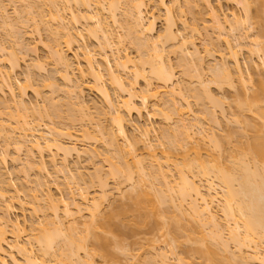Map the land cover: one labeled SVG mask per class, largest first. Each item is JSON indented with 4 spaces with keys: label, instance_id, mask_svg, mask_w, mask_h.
<instances>
[{
    "label": "bare ground",
    "instance_id": "obj_1",
    "mask_svg": "<svg viewBox=\"0 0 264 264\" xmlns=\"http://www.w3.org/2000/svg\"><path fill=\"white\" fill-rule=\"evenodd\" d=\"M11 1L12 0L8 2ZM19 1L21 2V0ZM22 1L23 3L25 1L24 5H30L31 2L33 3H31V7H28L29 5L26 6L29 8H27V14L29 16L33 15V17L30 18L32 22L38 19L41 24L39 22H36V24L39 23V26L42 25V23L46 26H51V28L49 27L48 29L50 34H52V40H55V44L53 47L51 46L48 48L51 53L49 57H52V61H55H53L54 64L57 68L59 67L57 71L59 75H61L62 80H65L66 87L64 89H59L55 84L47 81V83H44L46 85L52 84L53 87L58 88V90L53 88L56 92L52 89V93H55V98L57 92L63 90L62 97L65 94L69 102L65 100V97L62 99L61 96L59 97L61 101L64 100V102L68 103L60 102V100L53 102L55 98L53 99L54 95L51 94V96H53H50L51 100L44 101H47V106L53 109V113H50L49 110L45 112L47 111V109L45 110L47 107L45 106L46 104L40 106V108L36 106L37 104L32 105L31 102H29L30 104L25 102L23 99L25 97L24 94L27 93V88H33L30 85V81L28 80L29 82L27 83H29V85L26 83L27 85L25 84V87V85L14 84L11 77V74L15 73L21 66L19 64V57L17 56L19 53L17 54V52L13 51V48L15 47L17 49L19 45L22 48L19 46L18 48L23 49L24 47L26 50L25 47L27 45L23 46L24 43L22 42L23 35H19L20 39L17 40V42L21 40L22 44L19 41L20 44L19 42H15V45H10L11 42H9V46H6V44L2 43L0 40V80L8 89L11 95L10 97L12 98V101L9 100V102L13 105L12 107L7 105L8 107H5V109L8 108L10 110L14 108L12 109L14 112L12 110H10L12 113L9 111L10 115L8 112L7 119L0 114L1 142L5 144L6 149L14 147L18 155L19 152L23 150L27 151V162L23 165L24 167L22 169V171L25 169L26 172H24L26 176L31 172L28 170L38 171L41 175L42 173L44 175L47 174L46 162L43 159L37 161L34 158V151L42 153L44 149H50V152L54 149L63 154L64 159L61 163V169L57 167L58 163L54 157L52 158L51 165L53 168L57 167L56 169L54 168V171H57L56 173H63L66 178L72 181V184L79 187L82 186V182L85 184L84 180H86V175L84 176V173L79 170L75 173L68 165V158L76 155L79 158L88 156V159L92 161L99 159L102 154L95 148L93 150H87L85 148L83 149L81 146L83 144L80 145L83 139L89 141L97 134L99 137L95 138L96 140L98 139L95 143L98 144L101 138L102 144H105L103 148H105L107 152L105 161L108 163V171H104L105 169L101 165L96 166L95 169L98 168L96 171L94 170L95 173L93 172L92 175L98 181L99 190L92 197H90L88 192L83 190L84 192H81L79 195V198H81L80 202L76 201L75 197H72L73 203H69L64 199L55 198L51 194L49 182L44 179V176H42L43 180H40L42 178H38L39 180L36 179L37 182L35 183L37 187L35 185L34 193L29 192V195L32 193L29 197L33 206H35L33 210L38 218L30 229L31 233L27 234L26 228L22 227L18 220H13L9 215L11 209L14 207L11 199L15 196L9 198L8 194L13 191V195H17L18 191L13 189L14 185L12 182H7L5 180V173H2L1 170L6 162V157L0 158V264H98L96 263V258L102 259V264H118L117 262L115 263L114 259L118 252L132 257L130 249L123 243V237L128 234L132 237H136L148 229H151V233L161 232V237L166 239L165 244L167 246L165 245L166 251L165 247L162 249V252L161 250H157L158 245L156 242L159 238H152L149 241V246L152 247V252H154H150V259L148 258L150 262L148 263L149 260H146L147 264H194L195 262H193V259L196 257L204 261L202 264H264V80H262L259 88L255 90L256 92L254 91V95L251 97L248 96L247 98L248 84L253 81V76L242 69L243 67L240 65L237 50L234 48L233 44H231L232 42L229 41V39H225L227 51H229L228 53L233 59L232 66L230 63H227L228 61L226 59L224 62L221 60V64L217 63V66L209 69L211 71L212 68H214V75L212 76L214 79L212 82L210 81V84H214L213 86L216 89L220 91H223L225 88H230L231 90L233 88L234 91L238 89V92L245 95V99H241V101L238 102L236 113H234V115L232 114V117L227 115L228 118L225 115L226 111L221 109L223 104L220 106V103L223 102H220L219 98H215L216 94L214 95L213 92H211L212 90H209V85L205 84L206 81L202 79L205 75L203 71H206L204 69L207 67L204 68L206 65L203 66L202 55L199 54V49L195 44L194 35L196 34L195 31H197L196 27L192 28L194 37H192V35L190 36L192 39L194 38V40L187 35H183L179 28H177L178 19L174 14V9L178 7L177 4H179V0H155L156 5L163 13V29L160 33H157V35H155L154 32L158 17H155V14L150 15V18L147 16L149 15L147 0H93L94 2L92 0ZM235 1L242 7L243 15L232 12L230 14L231 20H229L227 16L222 18L219 10L213 6L209 0H203L202 2H204V6L211 20L217 24V29L220 33H222L228 25H230V28L233 30L236 28V31L237 29L244 28L239 32L238 39L242 38L239 41V44L242 43L240 47L249 48L248 53L250 56H256V54L260 53V55H257L260 62L256 63L251 59V62L248 61L247 67L255 70L259 67L264 68V45L263 41L262 44H260L261 41L260 43L258 42L260 34L259 36L257 35L258 40H255L252 39V35L250 36L248 32H245L255 26L260 27V24L263 25L260 27L263 32L264 22H262L261 19L264 18V0H255L254 2L252 0ZM257 1L262 2L257 3ZM4 2V0H0V29H6L7 32H3L5 34L7 33V35L9 33L15 34V39L11 40L8 38L10 41H15L16 35L19 34V24L22 25L24 23L26 25L27 23L25 22L27 20L29 21V18L26 20L20 15L26 21L22 20V18L20 19L18 16L19 19H17L19 21H17L19 24L16 21V23H13V19H10L11 16L7 13L9 10L7 4ZM40 2L44 3H41L39 7ZM45 2L48 3V6L50 5L49 8H51V12L48 10L49 13L46 12L48 6H46L47 3ZM121 2L123 6L125 4V10L123 6V8L120 7L122 8V12L124 10L122 14L125 16V21L123 20L122 22L118 20V18L120 19V13L118 12ZM34 3L39 5L35 6ZM92 4L96 5V8L98 7L99 12L96 8V13L93 11L94 8ZM258 4L260 6H258ZM43 5L44 8L46 6V11L43 10L42 12V10H39L36 12V8L44 9L42 7ZM73 5H77V7L79 5V7L84 8V13L80 14L79 12L81 11H79V15H76L77 13L73 10ZM256 6L257 8L259 7V9L256 8V10H258L257 12L254 10L255 14L257 13V18L252 15V12H254L253 8ZM15 7L14 12H16V16L24 12H20L18 8L16 9ZM32 10H35V13L38 14H32ZM17 11H19V14H17ZM44 11L46 14L48 13V15H46ZM101 11H105L103 13L107 12L109 19L103 17ZM28 15L27 17H29ZM45 15L47 17L49 16V19H47ZM37 16H39L40 19L37 18ZM67 16L72 17V24L66 21ZM80 19L85 22L83 24L90 27V29L86 31V35L88 34L87 37L89 36L90 39L91 36L93 40L96 39L95 41L100 42V45L107 49L103 64H105L104 66L111 85H114V90H117V93L119 92V94L123 96L122 99L112 98L110 92L104 86L105 84L102 83L103 75L101 73V68L97 69L95 62L87 58L86 70L78 69V71L82 79L87 76L92 80V85L89 86V88L102 97L105 103L106 111L103 110V112H100L97 110L98 114L95 113L97 116L90 111L91 109L87 107L88 105L83 100L85 82L75 80L76 68L73 67V63L67 57L65 50L63 51V49L60 48L61 44L64 43L68 48L67 50L74 49V46L84 37L82 30L79 28L75 29L71 26L74 24L73 26L76 27L77 24H82ZM253 19L255 21H252ZM74 20L77 23H75ZM107 20H109V23H112L110 24L112 26H119L120 22H124V27H120L123 28L122 30H124L126 34L123 38H129L128 40L130 43L136 47V50L138 49V54L141 55H138L137 60L133 59L130 54L123 55L121 48L115 46L117 44L116 41L121 45L124 39L122 36L121 39H117L114 31L110 29L112 26H109ZM180 20L183 23V28L186 29L187 23L182 19ZM54 26L56 27L54 28ZM17 27H19V29H17ZM37 28L35 27V30L40 29L38 26ZM16 29L18 31H15ZM11 34H9V36ZM20 34L22 33L20 32ZM6 39H4V42ZM60 41H63V43L60 44ZM12 45L14 46L13 48L10 47ZM207 50H209V48ZM108 52H111L115 57L116 69L110 64ZM169 52H179L180 59L187 60L185 66V61L182 62L183 60H181V65L184 67L187 65L189 66V59H191V63L193 64L191 57L195 59L196 64L192 65L190 63V66L193 67L191 68L189 66L188 69H194L193 71L197 74V76L195 75L196 77L193 75L196 82L198 77L201 79L198 78V85L193 83L194 86L193 84L191 86V84L188 83L190 86L186 84L185 87L175 88V66L172 65V60L168 58V55H171ZM6 61L7 63L5 64ZM136 61H138V63H136ZM44 62H37L36 66L38 67V72L39 69H43L44 64L41 63ZM196 65L197 67H195ZM33 66V69L36 70L37 67L34 64L31 68ZM45 66L46 65H44V67ZM196 68H198L200 72ZM121 69L125 73L132 74L130 77V79L132 78L131 82H126L123 79V76L120 74L121 72L119 73ZM189 72L190 71H187L186 73L188 74ZM139 80H143V82L145 81L144 83H146L144 87V96L140 93L142 97L138 96L136 90V85ZM153 82H157V84L162 87L170 88L172 86V89L171 91H167L164 97L162 96L163 98H160L162 93L154 88ZM15 86H18L17 88L20 89V98L17 97ZM24 87L27 89L26 93ZM35 90L33 91L38 94L39 92H37V89ZM60 91L58 93H61ZM183 91L186 93L185 95ZM186 95L191 98L193 97L192 99L195 98L194 100L198 103L201 101L202 104H209V108L205 107L204 110H201L204 116H201L199 119H207L205 121H209L210 123L212 121L213 125L217 126L220 120H218L219 122L217 121L216 108L218 109L219 107V109L222 110V112H219L224 115L222 116L225 117L228 122L233 123V125H236L237 128L239 127L240 130L245 127V131H249L247 126H252L255 128V131L253 128L251 131L256 133L252 135L253 137L251 139H249V137L248 139L246 138L244 140L246 142L239 139L242 146L237 148L238 145L235 144L237 146L234 145L235 147L232 148L233 150L231 149L232 151L237 149V153L234 152V154L230 150L228 151L229 153L226 152L228 148L226 147L227 150H225L224 147L227 143L228 145L229 143L233 144L229 139H232L233 136L231 137V135L235 132L232 131L233 133H231V135H226L224 139L223 137L221 138L220 134L214 135L216 131L211 130L212 132L214 131L212 133L210 129H205L204 124L198 118L193 120H190V118L189 120L192 122L194 121V123L190 122L186 116L188 112H184L183 109V107H185L187 111L191 110L189 97L187 98ZM138 97H140V99ZM151 97H155L161 102H159L161 105L169 109L166 108L167 113L163 110L164 107H162V109H156L157 111L160 110L159 113L165 112V114L164 112L161 114L165 115V120H168L170 123L171 120H173V117H171L173 115L171 114L170 116V114H168L169 111L175 115H179L180 118L176 120V123H173L175 120L172 121L174 127L170 125V128H166L167 130L165 129V132H163L168 143L166 150L162 151L160 156L157 152H153L152 154L149 153L151 155L148 157L151 156L153 160L146 156L147 162L148 160H152L151 162L149 161L150 163H147L145 161V156L137 153L138 149L137 147L135 148L137 144L129 139L126 126L128 117L136 115L138 120L142 119L144 114H146L148 118L150 116L152 117L151 113L148 111V104ZM178 99H181V101ZM58 101L59 104L57 105L56 103H58ZM176 101H178V103H184L185 101V104L179 105ZM60 103H62L63 106L64 104L70 105H68L70 111H68V113L70 115L72 114V116L73 113L71 112H74L75 109H79L76 111L80 115H83H81L82 120L86 119L85 121L87 123H91V125L88 126L92 127V134L93 132L96 134L92 135L89 127H87V129L84 127L85 130L83 131L82 129L81 135L76 134L71 127V129L67 126L52 128L39 123L45 119L39 121L38 119L42 117L58 114L57 107L62 106ZM207 104L205 105L208 106ZM212 105L213 108L211 107ZM159 108H161V106ZM248 114L252 116L249 117ZM101 115H108L111 128H108L109 125L105 126L100 123L99 119ZM31 116L37 117H35V120L34 118L32 119L34 121H31ZM247 116L250 119L253 117L255 122H251ZM196 120L198 123L195 122ZM94 121H96V125H94L95 129L92 125L95 124ZM201 123L203 126H200ZM254 123L255 126H253ZM241 127L243 128L241 129ZM196 129H198V132ZM89 130L90 132H88ZM144 134L145 137H147L149 135V130L145 129ZM196 135L197 139L195 140L194 136ZM243 135V137L238 138L244 139V137L247 136L246 134ZM79 137L83 139L81 140ZM217 138L223 139L222 143L221 139L218 140ZM226 138H229L228 141ZM79 139L81 142H79ZM95 139L91 141H95ZM120 141H122L121 143L123 146L120 144ZM223 141H225V143H223ZM123 142L125 144H123ZM145 146L149 147L150 144L146 143ZM203 147H205V153L202 152ZM231 152L232 154H230ZM225 153L226 155L228 153V157H225ZM18 155V159H16V157L14 161L18 162L21 160ZM140 156H144V158ZM132 169L135 170L136 173L135 171L132 173ZM92 175L91 177L89 176L90 179ZM133 175L137 179H134ZM148 177L150 179L152 178V183L148 182L150 181ZM110 178H112V180L116 179V181L117 179H125V183H131L130 189H132H129V193L126 191L123 193L122 189L120 191V184V188L117 185L115 186L116 188L113 186L111 190L109 185ZM93 179L94 178H92L91 181H93ZM135 180H138V182L136 183ZM155 182L157 184H155ZM78 189L80 190V187ZM116 190L119 191L118 193L120 195L117 197V200L122 202V200H127L128 198L130 203L133 200L134 203L132 202L133 204L129 205L132 206L127 207V209L123 205L124 207L120 206L123 210H114L115 212L111 211L105 215L102 210L103 203L108 202L110 196L114 195L112 192ZM123 196L125 199H121L124 198ZM129 198H131V200ZM111 200L112 198L109 202ZM41 201L44 203L43 206H40ZM40 207H42L43 211ZM128 209L131 211H126ZM40 211L43 213L45 211V214H42ZM46 212L48 215H46ZM38 213L45 216L40 219L39 215L37 216ZM84 213L88 215H84ZM69 219L70 222L68 221V224L65 220ZM7 228L10 229V237L7 236ZM152 230L154 232H152ZM231 243L234 244V251L230 249L232 246H230ZM188 245H192L187 251L189 257L183 258L181 256V258L177 256L176 260H173L176 261L175 263L170 260L171 257L168 255L172 254L171 256L175 259L176 248H183ZM34 248H37V250ZM161 248L159 247L158 249ZM8 250H10V253H8ZM151 255L154 258L151 257Z\"/></svg>",
    "mask_w": 264,
    "mask_h": 264
},
{
    "label": "rangeland",
    "instance_id": "obj_2",
    "mask_svg": "<svg viewBox=\"0 0 264 264\" xmlns=\"http://www.w3.org/2000/svg\"><path fill=\"white\" fill-rule=\"evenodd\" d=\"M5 2V4H7V7H8V15H10L11 16V18L10 19H13V23H16V22H18L19 20V18L21 19L22 17L21 16H23V18H25L26 20H27V18H29V21L27 20H24L23 18H22V20H24V21H26L25 23H27L26 25L23 23L22 25L21 24H19V22H18V24L20 25H18L19 27H20V29H19V27H17V29H19V31L16 29L15 31H18L19 32V34L17 33V32H15V33H17L18 35H16L17 37H16V40L15 41H10V39L11 40H13V39H15V37H14V35L13 34H11V33H9V34H11L10 36H9V34L7 35V33L5 34L4 32H7V30L5 29H3V28H1L0 29V40H1V42L2 43H4V44H6V46H9V42H11L10 43V45L11 44H13V45H15V42H17V40L18 39H20L19 38V35H23V38H22V42L24 43L23 44V46H25V45H27L25 48H26V50H28V51H26L25 49H24V47H23V49H20V48H22L21 46H19L18 44V46L20 47V48H18V46H17V49L12 45V46H10L11 48H13V51H15V52H17V54L19 53V55H17L18 57H19V64L21 65L17 70H16V72L15 73H12L11 74V77H12V81L14 82V84H18V85H25L27 82H29L30 81V85H31V87H33V88H25L26 87V85L28 84L29 85V83H27L26 85H25V93H26V90H27V93L26 94H24V101L25 102H31V104L32 105H35V104H37L36 106H44L45 104V106H47V101L45 102L44 100H51V97H53V96H51V94H55L54 92L52 93V89L53 88H56V87H53L52 86V84H55L56 86H58L59 87V89H64L66 86V83H65V80L63 81L62 80V78H61V75H59V73H58V71H57V69H59V67L57 68V66L54 64V62L52 61V57L50 58L49 56V54H51L50 53V51H49V47H53L54 46V42H55V40L53 41L52 40V34H50V31H49V27L51 28V26H46V25H44L43 23H42V25H40L39 26V23L41 24V22H39L38 21V19L37 18H39L40 19V17L39 16H37V21L36 20H34V22H32V20L30 19L31 17H33V15H31V16H29L28 14H27V8L28 7H31L32 5H31V3H30V1H29V3H30V5L28 6L27 4L26 5H24L25 4V1H24V3H23V1L21 0V2L19 1V0H12L11 2H8V1H10V0H4ZM33 1V0H32ZM39 1H43V0H39ZM93 1V0H92ZM203 0H179L178 2H179V4H177L178 5V7H176V9H174V14H175V16H177V19H178V24H177V28H179V30L181 31V33L183 34V35H187L188 37H190L191 35H192V37H194L195 36V41H196V45H197V47H198V49H199V54H201L202 55V60L204 61H202V63H203V66H205L204 68H206V69H204V70H206V71H203L204 72V76H203V80H205L206 82H205V84H208L209 85V90H212L211 92H213V94L215 95V98L217 97V99L219 98V101L220 102H223V103H220L221 105L220 106H222V104H223V106H222V108L221 109H224V111H226L225 112V115L227 116H229V117H232V114L234 115V113H236V111H237V105H238V102H240L241 101V99L242 100H244L245 99V95H243V94H241L240 92H238L237 90L238 89H235L236 91H234L233 90V88H232V90L229 88V89H224L223 91H220V90H218V89H216L212 84H210V81L212 82L213 81V69L214 68H212V70L210 71L209 69L211 68V67H214V66H217L216 64L218 63V64H221V60H222V62H224V60H226L227 59V63L229 64L230 63V65L232 66V61H233V59L230 57V55H229V51H227V47H226V43H225V39H229V41H231L232 43L231 44H233V46H234V48L237 50V54H238V59H239V61H240V65H242V69H244L245 70V72L246 73H248V74H251L252 76H253V81L252 82H250L248 85H249V87H248V90H247V98H248V96H253L254 95V91L255 90H257L258 88H259V86H260V84L262 83V80H264V68H262V67H259V68H257V70H255V69H250L249 67H247V63H248V61H250L251 59H253L252 61H254V62H256V63H259L260 61H259V58L257 57V55H260V53L259 54H256V56L254 55H249V53H248V50H249V48L247 49V47H240V45L242 44L241 42V44H239V41L242 39H238L239 38V32L242 30V29H244V28H242V29H237V31L234 29H231L230 28V25H228V26H226L225 27V29H224V31L222 32V33H220V31L217 29V24L216 23H214L213 22V20H211V18H210V16L208 15V12H207V9L205 8V6H204V2H202ZM210 2H211V4L213 5V6H215L218 10H219V13H220V15L222 16V18L223 17H225V16H227L228 17V19L229 20H231V16H230V14L232 13V12H236L237 14H240V15H243V9H241L242 7H240L239 6V4L236 2H234L233 0H209ZM251 1V0H250ZM253 2L255 1V0H252ZM26 2H28V1H26ZM48 2V1H47ZM47 2H45V3H47ZM94 2V1H93ZM261 3L262 1H257V3ZM13 3V4H12ZM41 3H44V2H40V5L39 4H35L34 3V5L36 6H38L39 5V7L41 6ZM124 3V2H123ZM147 3H148V13H149V15H147V16H149V18H150V15H152V14H155L154 16L156 17H158V19H157V21H156V26H155V32H154V34L155 35H157V33H160V31L163 29V13H162V10L156 5V1L155 0H147ZM252 3V2H251ZM33 4V3H32ZM94 4V3H93ZM92 4V5H93ZM255 5H257L256 3H254ZM9 5V6H8ZM16 6V7H15ZM26 6H28V7H26ZM46 6H48V3H47V5ZM46 6H45V8H44V5L42 6L44 9H40V8H36V12L37 11H39V10H42V12H43V10H45L46 11ZM74 7V11H76L75 13H77L76 15H79V13L81 14V13H84V8H82V7H79V5H78V7H77V5H73ZM96 5H93V8H94V12H95V7ZM123 6V4H122V2L120 3V6H119V8L120 7H122ZM254 6V5H253ZM258 6H260L259 4H258ZM263 6V5H262ZM14 7L17 9L18 8V10L20 11V12H23V13H21V14H19V11H17L18 13L17 14H19V15H15V13L16 12H14ZM34 7V6H33ZM41 7V8H42ZM50 7V5L48 6V9H47V11L46 12H48L49 13V11L48 10H50V12H51V8H49ZM124 10H125V4H124ZM122 7V8H123ZM92 8V9H93ZM122 8H120L119 9V12L118 13H120V19L118 18V20H121V22L124 20L125 21V16L122 14L123 12H124V10H123V12H122ZM256 8H257V6L255 7V8H253V11L255 10L256 12L258 11V10H256ZM263 8V7H262ZM15 9V10H16ZM29 9V8H28ZM33 9V8H32ZM92 9H91V11H92ZM257 9H259V7L257 8ZM96 10L99 12V10H98V7L96 8ZM261 10V9H260ZM44 11V13L46 14V12ZM79 11H81V12H79ZM93 11H92V13H93ZM121 11V12H120ZM255 11L254 12H252L253 14V17H256L257 15V13L255 14ZM34 12V13H33ZM79 12V13H78ZM103 12H105V11H101V13H102V16L103 17H107L108 18V13L106 12V13H103ZM48 13L46 14V15H48ZM96 13V12H95ZM32 14H38V13H35V10L33 11L32 10ZM21 15V16H20ZM27 15L29 16V17H27ZM45 15V16H46ZM100 15V14H99ZM105 15H107V16H105ZM161 15V16H160ZM262 15V14H261ZM9 16V17H10ZM18 16H19V18H18ZM101 16V15H100ZM118 16V17H119ZM160 16V17H159ZM259 16H260V14H259ZM263 16V15H262ZM34 17H36V16H34ZM49 17V16H48ZM47 16H46V18L47 19H49ZM264 17V16H263ZM263 17H261V18H263ZM18 18V19H17ZM257 18V17H256ZM72 17L71 16H67V22L68 23H70V24H72ZM109 19V18H108ZM180 19H182V20H184L186 23H187V28L186 29H184L183 28V23L181 22V20ZM18 20V21H17ZM31 20V21H30ZM46 20V19H45ZM262 20V22H264V18L263 19H261ZM16 21V22H15ZM21 21V20H20ZM48 21V20H47ZM75 21V20H74ZM80 21H81V19H80ZM108 21V23H109V20H107ZM112 21V20H111ZM252 21H255L254 19L252 20ZM36 22H39V23H37L36 24ZM53 23H55L54 21H52ZM51 22V23H52ZM78 22H79V19H78ZM119 23L120 25H123V26H118V25H116V26H112V25H110V24H112V23H109V26H112V27H110V29L112 30V31H114V33H115V35H116V37H117V39L118 38H120L121 39V36H122V38L123 37H125V31L124 30H122L123 28H120V27H124V22L123 23ZM261 22V23H262ZM52 23V24H53ZM74 23V22H73ZM75 23H77L76 21H75ZM81 23L82 24H77V25H79V26H77L76 24V27L75 26H73V25H71L72 27H74L75 29H80V30H82L83 31V35H84V37L81 39V40H79V43H77L75 46H74V49H71V50H67L68 48L65 46V44L63 43V41H60V44L61 43H63V44H61V46H60V48H62L63 49V51L65 50V52H66V55H67V57L72 61V63H73V67L74 68H76V76H75V80L76 81H84L85 82V84H84V96H83V100H84V102L88 105H86L87 107H89L91 110V112L92 113H94V115H95V113L96 114H98L97 112L98 111H102L103 112V110L104 111H106V107H105V103L103 102V100H102V97H100L95 91H93V90H91L90 88H89V86H91L92 85V80L89 78V77H87V76H85L83 79L81 78V76H80V74H79V71H78V69H83V70H86V68H87V66H86V63H87V58H90V59H92L94 62H95V65H96V67H97V69H100L101 68V73H102V75H103V81H102V83H104L103 85L106 87V89L110 92V94H111V96H112V98H114V99H122L123 98V96L122 95H120L119 94V92L117 93V90H114V85L112 86L111 85V82H110V80H109V76H108V74H107V71H106V69H105V64H103L104 62H103V59L105 58V55H106V52H107V49L106 48H104L102 45H100V42H98V41H95V40H93V38L90 36V39H89V36L87 37V35H86V31L87 30H89L90 29V27L88 26V25H85V24H83V23H85V22H83V21H81ZM56 24V23H55ZM55 24H53V25H55ZM87 24V23H86ZM17 25V24H16ZM38 27H40V29L39 30H35V27L37 28V26ZM82 25V26H81ZM263 25H261L260 24V27H262ZM53 27V26H52ZM56 26H54V28H55ZM89 27V28H88ZM119 27V28H118ZM193 27H196V29H197V31H195L196 32V34L194 35V33H192V28ZM259 26H255V27H253L252 29H250V30H247V31H245V32H248V34L251 36L252 35V39H257V37L259 36V34H260V36L258 37V39H259V43H260V41H261V43L260 44H262V41H263V45H264V30H263V32H262V28H260ZM126 28V27H125ZM124 28V29H125ZM232 28H234V27H232ZM264 28V27H263ZM38 29V28H37ZM195 29V28H194ZM4 31V32H3ZM244 31V30H243ZM20 32L22 33V34H20ZM127 32V31H126ZM259 32H261L262 33V35H261V33H259ZM88 33V32H87ZM12 35H13V37H12ZM194 35V36H193ZM258 35V36H257ZM6 36H7V39H6ZM9 36V37H8ZM126 37H128V36H126ZM8 38H10V39H8ZM54 38V37H53ZM92 38V39H91ZM191 38V37H190ZM4 39H6V41L4 42ZM124 39V38H123ZM129 38H125L124 39V41L123 42H121V45H119V43L116 41V47L118 48V47H120L121 48V50H122V54L124 55V54H130L131 56H132V58L133 59H138V55H141V54H138V49L136 50V47H134V45L133 44H131L130 43V41L128 40ZM192 39V38H191ZM238 39V40H237ZM257 39V40H258ZM192 40H194V38L192 39ZM7 41H8V43H7ZM20 42H21V40H19ZM18 41V42H19ZM122 41V40H121ZM194 41V42H195ZM238 41V42H237ZM17 42V43H18ZM20 42H19V44H20ZM22 42H21V44H22ZM134 44H136V43H134ZM238 44H239V46H238ZM137 45V44H136ZM9 47V48H10ZM29 47H31V48H33V49H31V48H29ZM209 48V50H207ZM30 49H31V51H30ZM18 50V51H17ZM21 50H23V51H21ZM11 51V50H10ZM49 51V52H48ZM140 52V51H139ZM141 53V52H140ZM169 54H171V55H168L167 57L169 58V59H171L170 61L173 63L172 65L173 66H175V68H174V70H175V74H176V84H175V88H181V87H185L186 86V84L187 85H189L188 83H190L191 84V86H192V84L194 83L195 85H198V83L197 82H199L198 80L200 79L199 77V79L197 78V82H196V79H194V76L196 75L197 76V74H195V71H193L194 69H192L191 70V68L193 67H191L190 66V63H191V59H189V58H187V59H189L188 61L190 62H188L189 63V66L191 67L190 69H188L189 68V66L187 65L186 67H184L185 66V63H186V61L185 60H183L182 58L180 59V54H179V52H175V53H171V52H169ZM264 54V53H263ZM108 55H109V61H110V64L112 65V67L114 68V69H116V66H115V57L112 55V53L111 52H108ZM201 55H199V56H201ZM52 56V55H51ZM223 56H224V58H223ZM183 57V56H182ZM192 58V61H193V64L195 65L196 64V61H195V59L193 58V57H191ZM201 58V57H200ZM40 59V60H39ZM194 59V60H193ZM232 59V60H231ZM7 60V59H6ZM181 60H183L182 62H184V66H182L181 64H182V62H181ZM44 62V63H41V64H44V65H46L45 67H44V65H43V69H44V71H43V69L41 70V69H39V72L37 71L38 70V67L36 66L37 65V62ZM195 61V62H194ZM36 62V63H35ZM251 62V61H250ZM249 62V63H250ZM7 63V61L5 62V64ZM136 63H138V61H136ZM5 64L3 63V65L5 66ZM35 65L36 67H37V69L36 70H34L33 68H34V66L31 68V66L32 65ZM39 64V63H38ZM40 64V65H41ZM192 64V63H191ZM192 64V65H193ZM39 65V66H40ZM42 66V65H41ZM195 67H197V65L195 66ZM219 67V66H218ZM45 68H46V70H45ZM188 70H187V69ZM215 68H217V67H215ZM5 69H6V67H5ZM34 71H33V70ZM197 70H198V68H196ZM41 70V71H40ZM122 70V69H121ZM121 70H119V73L121 74V76H123V79L126 81V82H128V81H130L131 82V79H130V77L132 76V74L130 75V73H125L123 70L121 71ZM208 70V71H207ZM243 70V71H244ZM187 71H190L188 74L186 73ZM199 72H200V70H198ZM197 71V72H198ZM198 74H200V73H198ZM194 75V76H193ZM203 75V74H202ZM195 76V77H196ZM205 77V78H204ZM29 80V81H28ZM201 80V79H200ZM202 80V81H203ZM49 82V83H52V84H49V85H46L44 82ZM17 82V83H16ZM19 82V83H18ZM46 82V83H47ZM145 82V81H144ZM143 82V80H139L138 81V83H137V85H136V90H137V93H138V96H140V97H142L141 95H143L144 96V94H145V89H144V87H145V85H146V83H144ZM194 84H193V86H194ZM52 87H51V86ZM184 85V86H183ZM153 86H154V88L155 89H157L158 91H160V93H162V95H160V98H163L164 97V95H165V93L167 92V91H171V87L170 88H168V87H162L161 85H159V84H157V82H153ZM190 86V85H189ZM200 86V85H199ZM18 86H15V88H16V93H17V97H19V95H20V93H19V90L20 89H18L17 88ZM23 87V86H22ZM197 88H199V87H197ZM35 89H37V92H39L38 94L37 93H35L36 92V90ZM66 89H68V88H66ZM65 89V90H66ZM116 89V88H115ZM33 90H35V92L33 91ZM54 90V89H53ZM56 90H58V88H56ZM240 90V89H239ZM55 91V90H54ZM60 91V90H59ZM58 91V92H59ZM63 91V90H62ZM62 91H60L61 93H58L57 92V94H56V98H55V95H54V97H53V102L55 101L56 102V100H60V102H63V103H68L69 101H68V99L65 97V94H64V96L62 97ZM56 92V91H55ZM256 92V91H255ZM140 93H141V95H140ZM183 93H184V95L186 94L184 91H183ZM59 94V95H58ZM11 95H10V93L8 92V89L1 83V80H0V114H2L3 115V117L5 118V119H7L8 118V116H7V114H8V112L10 111V110H12V109H14V108H11L13 105H12V103L11 102H9V100H11L12 98L10 97ZM51 96V97H50ZM61 96V98L63 99L64 97H65V100L66 101H68V102H64V100L63 101H61V98H59ZM163 96V97H162ZM48 97H50V98H48ZM140 97H138L139 99H140ZM150 97V96H149ZM186 97L188 98L189 96L188 95H186ZM5 98V99H4ZM20 98V97H19ZM193 98V97H192ZM191 97H189V103H190V105H191V110H186L185 109V107H183V109H184V112H188L187 114H186V116L188 117L187 119L189 120L190 118V120H193V119H196V118H200L201 116H204L203 114H202V111L201 110H204L205 109V107H207V108H209V104H207V103H205V104H207L208 106H206L205 104H202V102L200 101V103H198V102H196V100H194V99H192ZM74 100V99H73ZM73 100H72V102H73ZM149 100V99H148ZM179 101H181V99H178ZM12 101V100H11ZM45 102V103H44ZM74 102H75V100H74ZM160 101L158 100V99H156L155 97H151L150 98V100H149V104H148V111L151 113V115H152V117L150 118H148V116L146 115V114H144V117L142 118V119H139L138 120V118H137V116L136 115H134V116H131V117H128V123H127V126H126V130H127V133H128V136H129V139L133 142V143H136L137 145H135V148L137 147V153L139 154V155H144L145 156V161L147 162V157L149 156V155H151L153 152H157L158 154H159V156L161 155V152L162 151H164V150H166V148H167V139H165V137H164V135H163V132H165V129L166 128H170V125H172L173 126V124H172V121H174L175 120V122H173V123H176L177 121L176 120H178V118H180L179 117V115H175V114H173L171 111H169L168 112V114H170V116H171V114L173 115V116H171V117H173V120H171V123L168 121V120H165L164 119V116L165 115H161L162 113H159L160 112V110L159 111H157L156 109H162V107H164V105H161L160 103H159ZM177 102V104H179V105H182V104H185V101H184V103H181V102H179L178 103V101H176ZM183 102V101H182ZM205 102V101H204ZM11 103V104H10ZM27 103V104H28ZM34 103V104H33ZM10 104V105H9ZM30 104V103H29ZM57 105L59 104V101H58V103H56ZM159 104H160V106H161V108H159L160 106H159ZM11 106L10 108V110L8 109H5V107H8V106ZM60 105H62L63 106V104L62 103H60ZM69 105V104H68ZM68 105L66 104H64V106L62 107H57V113L58 114H56V115H51V116H45V117H42L41 119H38L39 121H41L42 119H44V120H42L41 122H39V123H41L42 125H46V126H48V127H65V126H67V127H71L72 129H73V131L76 133V134H81V132H82V129H83V131L85 130L84 129V127H86V129H87V127H89V129L91 130V134H92V131H93V129H92V127L91 126H88V125H91V123L89 124V122L87 123L84 119V121L82 120V116L76 111V110H79V109H75L74 110V108H73V110H74V112H71V113H73V116H72V114L70 115L69 113H68V111H69V109H68ZM178 105V106H179ZM205 105V106H204ZM70 106V105H69ZM74 106V105H73ZM72 106V107H73ZM159 106V107H158ZM158 107V108H157ZM212 108H213V105L211 106ZM210 107V108H211ZM224 107V108H223ZM41 108V107H40ZM60 108V109H59ZM76 108H78V107H76ZM167 107H164L163 108V110H165L166 111V113H167V109H166ZM203 108V109H202ZM47 109V111H45V112H48V110H49V112L50 113H53V109H50V107L49 106H47L46 108H45V110ZM221 109H219V107H218V109L216 108V116H217V121L218 120H220V125L219 124H217V126L216 125H213V123H212V121H211V123L209 122V121H205V120H207V119H199L203 124H204V128L205 129H210V132H212L211 130H214V131H216V133L214 134V135H218V134H220V136H221V138L223 137H225L226 135H231V133H233V132H235L234 134H232L231 135V137H232V139L230 138H228L229 140H230V142H232L233 144H230L229 143V145H228V143L226 144V146L224 147L225 148V150H227V148H228V150L226 151V152H228L229 150L230 151H232L233 149V147H235V146H237L238 145V147L237 148H239V147H241L242 145L240 144V142H239V139H241L243 142H246V141H244L246 138L248 139V137H249V139H251L253 136L252 135H254L255 133L253 132V131H251V129L253 128L252 126L251 127H248L247 126V128L249 129V131H245L246 130V128L244 127V129H242L243 127H241V129L242 130H244V131H242V130H240V128L238 127L237 128V126L236 125H233V123H231V122H228L226 119H225V117H223L224 115L223 114H221V112H222V110ZM226 109V110H225ZM42 110H43V107H42ZM70 110H71V108H70ZM98 110V111H97ZM169 110V109H168ZM13 111V110H12ZM12 111H10L11 113H12ZM218 111V112H217ZM219 111H221V112H219ZM10 112H9V115H10ZM14 112V111H13ZM44 112V113H45ZM70 112V111H69ZM104 114V113H103ZM164 114H165V112H164ZM202 114V115H201ZM223 115V116H222ZM39 116V115H38ZM95 116H97V115H95ZM102 116V115H101ZM100 116V123H102V124H104L105 126H108V128H111V124H109V123H111L110 122V118L108 117V115L107 116H105V115H103L102 117ZM185 116V115H184ZM183 116V117H184ZM220 118H219V117ZM227 116V117H228ZM248 116H249V114H248ZM248 116H247V118H248ZM252 116V115H251ZM251 116H249V117H251ZM35 117H37V116H35ZM35 117L33 116H31V121H34L35 120ZM41 117V116H40ZM228 117V118H229ZM34 118V120H32ZM39 118V117H38ZM84 118V117H83ZM167 118V117H166ZM184 118H186V117H184ZM203 118V117H202ZM219 118V119H218ZM37 119V118H36ZM97 119V118H96ZM251 122H253L254 121V119H253V117L250 119V118H248ZM30 120V119H29ZM38 120H37V122H38ZM88 120H89V118H88ZM98 120V119H97ZM99 120H98V122H99ZM189 120V121H190ZM198 120V121H199ZM102 121V122H101ZM167 121V122H166ZM247 121V120H246ZM36 122V121H35ZM36 122V123H37ZM96 121H94V123H95ZM190 122H192V121H190ZM190 122H188V123H190ZM195 122H197V120L195 121ZM219 122V121H218ZM249 122V121H248ZM255 122V121H254ZM192 123H194V121L192 122ZM198 123V122H197ZM202 123L200 124V126L202 125ZM216 124V123H215ZM251 124V123H250ZM93 125V127H94V129H95V126L94 125H96V123L95 124H92ZM219 125V126H218ZM253 125V124H252ZM171 126V127H172ZM176 126V125H175ZM203 126V125H202ZM246 126V125H245ZM253 126H255V123H254V125ZM174 127V126H173ZM70 128V129H71ZM237 128V129H236ZM145 129H148L149 130V135L147 136V137H145V134H144V130ZM172 129V128H171ZM247 129V130H248ZM90 130L88 131V132H90ZM167 130V129H166ZM253 130L255 131V128H253ZM196 131L198 132V129H196ZM213 131V132H214ZM233 131V132H232ZM238 131H240V132H238ZM196 132V133H197ZM209 132V133H210ZM212 132V133H213ZM243 132H245V133H243ZM207 133H208V131H207ZM240 133H243V134H246L247 136L246 137H244V139L243 138H238V137H243L244 135L243 134H240ZM93 134H96V133H94L93 132ZM92 134V135H93ZM211 134V133H210ZM82 135V134H81ZM81 135H79V136H81ZM83 136H84V134H83ZM94 136H96V137H94ZM93 136V139H95V138H98L99 136L96 134V135H94ZM81 140L83 139L82 137H79ZM194 138H195V140L197 139V135L196 136H194ZM220 138V139H221ZM80 139H79V142H81L80 141ZM90 139H91V136H90ZM93 139H91V140H93ZM218 139V138H217ZM220 139H218V140H220ZM225 139V138H224ZM227 139V138H226ZM228 139H227V141H228ZM89 140V139H88ZM91 140H89V141H85L84 139L82 140V142L80 143V145L81 144H83V145H81L82 147H83V149L85 148V149H87V150H90V149H96L98 152H100L101 154H102V156L99 158V159H97L96 161L94 160V161H92V160H89L88 158V156H82V157H77L76 155H73L72 157H70V158H68V165L70 166V168H72V170L75 172V173H77L76 171L77 170H79V171H81V172H83L84 173V176L86 177L85 179L86 180H84L85 181V184H84V182H82V186H79L80 187V190L78 189L79 187L78 186H76L75 184H72V181L69 179V178H66L65 176H64V174L63 173H60V172H58V173H56L57 171L55 170L54 171V168L52 167V165H51V161H52V158L54 157L56 160H57V163H58V165H57V167L58 168H60L61 169V163H62V161H63V154H61V153H59V152H57L56 150H54V149H52L51 150V152L49 151V150H45L44 149V151L42 152V153H40L39 151H34V155H35V159L38 161L39 159H43L45 162H46V166H47V174L46 175H44L43 173H42V175L41 174H39L38 173V171L36 172V171H32V170H28V171H31V172H29V175L27 174V176H26V174H25V169L22 171V169H23V165H25L26 164V162H27V151L26 150H23L22 152H19V155H18V153L16 152L17 150L14 148V147H10L9 149H6L5 148V144H3L1 141H2V139H0V158H2V157H6V162H5V164L3 165V167H2V170H1V172L2 173H5V175H4V178H5V180L7 181V182H12L13 183V185H14V188L13 189H16L17 191H18V193H17V195H13L14 194V192L12 191L11 193H9L8 194V197L10 198L11 196H15L13 199H11L12 201H13V209H11V211H10V213H9V215H10V217L13 219V220H18L19 222H20V224H21V226L22 227H25L26 228V230H27V234H29V233H31L30 232V229H31V227H32V225L34 224V223H36V221H37V218L38 217H36V213L34 212V210H33V208L35 207V206H33V203L31 202V199H30V195L32 194H30L29 195V192H33L34 191V188H35V185H36V187H37V184L35 183V182H37L36 181V179L37 180H39L38 178H42V176H44V179L46 180V181H48L49 182V187H50V192H51V194L55 197V198H59V199H64V200H66L67 202H69V203H73V198L75 197L76 199V201H79L80 202V200H81V198H79L80 196V193L81 192H88L89 194H90V197H92V196H94L95 194H96V192L99 190V187H98V181L96 180V178L95 177H93V175H92V173L94 172V170L96 171V169L98 168H96L95 169V167L96 166H102L104 169V171H108L107 169H108V163L105 161V157L107 156V152H106V149L105 148H103V145H105V144H102V141H101V138H100V143L98 142V144L97 143H95V142H97L98 141V139L96 140L95 139V141H91ZM121 140V139H120ZM222 140L223 139H221V143H222ZM232 140V141H231ZM237 140H238V142H237ZM123 141V140H122ZM122 141H120V144L122 145ZM130 141V142H131ZM131 142V143H132ZM242 142V143H243ZM146 143H148V144H150V146L149 147H146L145 146V144ZM223 143H225V141H223ZM123 144H125L124 142H123ZM235 144H237V145H235ZM102 145V146H101ZM134 145V144H133ZM191 145V144H190ZM235 145V146H234ZM123 146V145H122ZM224 146V145H223ZM105 147V146H104ZM189 147H191V146H189ZM227 147V148H226ZM232 149V150H231ZM235 149V148H234ZM16 150V151H15ZM53 151V152H52ZM205 147H203L202 148V152L203 153H205ZM237 151V149L235 150V151H232L233 153L234 152H236ZM179 152V151H178ZM232 152L230 153V154H232ZM17 153V154H16ZM149 153H151V154H149ZM229 153V152H228ZM228 153H227V155H228ZM237 153V152H236ZM235 154V153H234ZM17 155L20 157V161H14V158H16L17 157ZM226 155V153H225V157L227 156ZM144 156H140L141 158H144ZM147 156V157H146ZM4 157V158H5ZM228 157V156H227ZM149 159H152L153 160V158L150 156V157H148ZM16 159H18V157L16 158ZM130 160V159H129ZM151 160V161H152ZM36 161V162H37ZM150 160H148V162L147 163H150L149 162ZM130 163H131V161H130ZM56 167V168H57ZM55 168V169H56ZM0 169H1V165H0ZM133 170V169H132ZM25 171V172H24ZM134 171L135 170H133L132 171V173H134ZM28 173V172H27ZM95 173V172H94ZM135 173H136V171H135ZM106 174V173H105ZM91 175H92V178H94L93 179V181H91V179H90V177H91ZM135 175V174H134ZM133 175V176H134ZM137 175V174H136ZM90 176V177H89ZM138 177V176H137ZM147 178V177H146ZM149 178V177H148ZM134 179H137L135 176H134ZM150 179V178H149ZM149 179H147V180H149ZM152 179V178H151ZM151 179H150V181H148V182H151ZM40 180H43V178L42 179H40ZM110 181H109V185H110V188H111V190H112V187L114 186H117L118 185V187L120 188V184H121V188H120V191H121V189H122V191H123V193L126 191V192H128L129 193V191L132 189H130V182H128V184L127 183H125V179H117V181H116V179H114V180H112V178H110L109 179ZM146 180V181H147ZM139 181H140V179H139ZM153 181V180H152ZM118 182V183H117ZM120 182V183H119ZM135 182L137 183L138 182V180L136 181L135 180ZM152 183V182H151ZM80 184V183H79ZM146 184H147V182H146ZM155 184H157L156 182H155ZM81 185V184H80ZM129 186V187H128ZM131 187H132V185H131ZM116 188V187H115ZM130 189V190H129ZM84 190V191H83ZM128 190V191H127ZM35 192V191H34ZM33 192V193H34ZM112 192V191H111ZM119 191L118 190H116V191H113L112 193L114 194H112L113 196H110V198H109V200L112 198V200L109 202V200H108V202H105V203H103V206H102V210L104 211V214L105 215H107V213H109V212H111V211H113V212H115L114 210H117V211H119V210H123L121 207H124L125 206V208L127 209V207H131V206H129L130 204H133L134 203V200H133V198H132V202L130 203V201H128V198H127V200H122V202L121 201H119V200H117V197H119L120 195H119V193H118ZM118 193V194H117ZM121 194V193H120ZM135 194V193H134ZM128 195V194H127ZM126 196V195H125ZM73 197V198H72ZM121 197H122V194H121ZM124 197V196H123ZM118 199H120V198H118ZM121 199H125V197L124 198H121ZM130 200H131V198H129ZM1 202V201H0ZM41 203H42V205H41ZM43 201H41L40 202V206H43ZM124 205V206H123ZM127 205V206H126ZM121 206V207H120ZM121 208V209H120ZM133 208V207H132ZM131 208V209H132ZM40 209L42 210V207H40ZM119 209V210H118ZM125 210V209H124ZM43 211V210H42ZM42 211H40V212H42ZM126 211H129V209L128 210H126ZM131 211V210H130ZM129 211V212H130ZM42 214H45V211H44V213L42 212ZM39 215V218L40 219H42L45 215H41V213H38L37 214V216ZM46 215H48V213L46 212ZM84 215H88L87 213H84ZM220 215H221V212H220ZM85 218H86V216H85ZM65 221H69L70 222V219L69 220H65ZM66 222V223H67ZM69 222H68V224H69ZM67 224V225H68ZM150 230L151 229H148V230H145V232L143 233L142 232V234L141 235H139V236H136V237H132L131 235H129L128 233V235H126V236H124L123 237V243L130 249V253L132 254V257H130V256H126V255H124V254H122V253H120V252H118L117 253V256H116V258L114 257V259H115V263L117 262L118 264H147L146 263V260L148 261L150 258H149V256H150V252H152V247H150L149 246V241L152 239V238H154V237H156V238H159L158 240H157V242H156V244L158 245L157 247L159 248H161V249H158L157 248V250H161V252L163 251L162 249L165 247V238H163V237H161V232H154L153 230H152V232H154V233H151L150 232ZM6 232H7V236L8 237H10L11 236V232H10V229H8L7 228V230H6ZM124 234V233H123ZM122 236V235H121ZM122 238V237H121ZM232 245V246H231ZM234 244H230V249L231 250H235L234 249V246H233ZM167 246V245H166ZM190 246H192V245H188V246H185V247H183V248H176V250H175V252L178 254H176L175 253V259H174V257L173 256H171V255H168V253H167V255L169 256V257H171L170 258V260H172V262H176V261H173V260H176V257L177 256H182L183 258H187V257H189V253L187 252L188 250H189V248H190ZM34 249H36L37 250V248H34ZM167 249H168V247H167ZM165 251H166V247H165ZM154 252V251H153ZM152 252V253H153ZM8 253H10V250H8ZM170 253V252H169ZM185 253V254H184ZM16 256L18 257V255L16 254ZM151 257H153L152 255H151ZM181 257V258H182ZM149 258V259H148ZM154 258V257H153ZM114 259H113V261H114ZM96 260V263H98V264H102V259H95ZM150 262V260L148 261V263ZM193 262H195L194 264H202L204 261L202 260V259H199V258H194L193 259ZM104 263V262H103ZM114 264V263H113Z\"/></svg>",
    "mask_w": 264,
    "mask_h": 264
}]
</instances>
